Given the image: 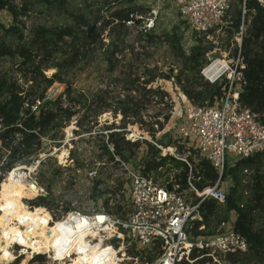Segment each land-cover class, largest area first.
Wrapping results in <instances>:
<instances>
[{"label":"built area","instance_id":"built-area-1","mask_svg":"<svg viewBox=\"0 0 264 264\" xmlns=\"http://www.w3.org/2000/svg\"><path fill=\"white\" fill-rule=\"evenodd\" d=\"M120 1L123 0L106 4L113 7ZM148 1L146 11L131 13L121 23L129 31L133 29L141 36H151L152 50L157 44L161 47L166 43L157 32L162 8L166 4H172L192 31L213 45L217 44L214 37L222 28L231 25L226 20L231 0ZM248 1L251 0H240V24L233 37L239 49L236 55L229 60L223 56L200 70V75L209 84L221 85V95L213 97L210 105L205 101L183 106L179 123L174 128L180 145L186 143L189 147L191 143L199 158L209 162L218 173L217 180L198 190L191 176L192 167L184 158L174 156L172 149L168 153L189 170L186 188L181 190L178 171L165 173L158 169L163 173L160 178L144 174L141 164L129 166L116 158L109 145V151L121 165L128 181V210L117 215L103 210L82 212L64 208L58 201H51L52 206L47 202L40 205L36 204L38 199L46 201L38 176L43 161L41 150L24 162L11 166L5 164L0 168V194L4 184L9 187V192L17 186L25 194L18 200L20 208L12 202H8L4 209L0 208L3 222L0 225V264H232L231 258L248 252V243L234 231L233 224L221 222L212 235L194 236L190 223L200 221L199 206L203 202H225L227 190L221 176L232 160L264 153V125L257 114L240 102V94L246 85L240 47L249 21L245 9ZM253 1L264 8V0ZM117 23L115 21L113 25ZM107 36L108 29L100 37L101 50L107 48ZM214 65L218 66V72L210 70ZM49 99L45 97L44 101ZM42 103L24 104V108L37 114ZM135 138L137 136H130L126 140L131 142ZM166 175L171 183L170 192L163 183ZM85 180L92 183L93 188L95 181L103 179L95 169H90ZM187 192H191L195 200H190ZM202 229L199 227L198 230Z\"/></svg>","mask_w":264,"mask_h":264},{"label":"trees","instance_id":"trees-1","mask_svg":"<svg viewBox=\"0 0 264 264\" xmlns=\"http://www.w3.org/2000/svg\"><path fill=\"white\" fill-rule=\"evenodd\" d=\"M76 0H0V11L7 12L12 20L10 26L5 27L0 23V59H9L13 63L7 71L0 70V125L2 146L0 147V168L5 164L8 166L19 162H24L30 156L43 149L42 140L44 137L52 143L62 140L61 130L66 128L71 118L78 115L82 110L92 113V121L97 125L99 115L106 113L102 118L119 114L122 125L118 130L121 132H111L107 137V142L113 148V154L121 161L127 162L128 158L124 156L127 152L129 157H135L134 149L139 148L137 141L130 142L124 140L120 133H124L125 124H137L136 119H140V125H144L141 117H138L144 109L145 103H150L155 99V105L161 107L159 113L154 116L151 124L147 123V135L154 138L158 132H161L170 115L167 113L171 108L169 95L161 89L160 86L152 87L153 83L160 79L171 80L180 88L183 96L191 104L197 105L205 102H213V97L221 95V85L214 86L210 84L203 85V90L197 91L198 83L195 82L199 71L204 67L205 55L212 50L210 47H195L190 55L184 58L182 50H172L178 56H182L184 62L182 67L173 75V70L169 69L165 74L160 72L157 66H146L138 64L136 72L133 73L132 63L121 64L124 57V50L118 48L111 37L114 32H130L121 23L126 21L131 13L140 12L141 8H126L115 10L109 14V19L101 17L103 21V32L108 29L109 43L106 50H101V40L98 41V49L102 51V58L107 67V73H117L110 80L111 90H98L96 94L75 93L67 88L64 93V100L59 96L57 99L45 100V93L54 82H60L62 73H67L73 69L82 59V55L88 54L87 50L81 54L78 48L72 50H63L57 45L69 39L71 42L82 40L89 49L95 47L97 40L96 33L87 36L84 31L90 23L83 16H73L72 24L52 23L53 16H45L44 13L59 8L62 14L68 15L66 5ZM131 1V0H130ZM248 25L246 33L241 43V56L244 59L243 77L246 85L240 94V102L243 107L250 109L257 114L264 125V8L260 7L255 1L246 2ZM101 10V9H99ZM31 16L43 17L42 21L34 23L28 27L25 20H30ZM99 18L95 20L98 22ZM117 21L116 25L113 23ZM240 13L232 23V33L239 29ZM115 26V29L112 27ZM101 37V36H100ZM146 41H151L146 40ZM148 42V43H149ZM147 43V42H146ZM73 48V47H72ZM83 52V50H82ZM237 50H235V55ZM134 61H137L140 54H134ZM126 65V66H124ZM17 66L16 69L13 67ZM56 69L50 77L45 76V71ZM141 70V73L137 72ZM14 73H18L19 80H24V85H28L25 90L23 85L17 84ZM200 83V82H199ZM116 89V90H115ZM119 89V90H117ZM117 92V95L114 94ZM72 95V97L70 96ZM91 98V100L89 99ZM37 101L43 103L40 105L37 114L31 113L29 108H24V104L32 105ZM153 102V100H152ZM210 103V104H211ZM94 105V106H93ZM165 110V112L163 111ZM91 115V114H89ZM88 114H83L76 124L85 130L84 133H90L92 127H85L81 121H86ZM18 136V137H16ZM18 138V139H17ZM142 144L146 146V154L142 162L144 174L162 176L158 169L166 161H170L174 166L181 169V190L186 188L185 180L188 175V167L181 161L173 158H163L159 155L157 149L147 141ZM101 149L107 156L108 162H114V157L109 152L107 144L101 142ZM170 149V148H169ZM264 153L258 154L248 159L238 160L235 165L226 166L221 179L229 178L237 183V174L239 171H247L253 166H257V161ZM197 169V172L196 170ZM191 176L198 190L212 185L218 178V173L206 160L200 161L194 165L192 163ZM98 183H95L94 193L96 196L101 193L96 190ZM109 196V195H108ZM44 199H38L36 204H45ZM108 198L103 202L101 210L107 213H116L121 210L120 204L115 203L113 212L108 208ZM237 212V218L233 223V229L236 233L244 237L248 243V253L252 254V259L256 262L264 263V229L254 231L251 221L248 218V212H243L242 208L234 196V190L227 192L226 200L223 204L215 201H205L199 206L201 221H194L191 233L194 236H210L215 233L221 222L228 221L229 213ZM199 227H203L199 231ZM236 258H231L232 264H237Z\"/></svg>","mask_w":264,"mask_h":264},{"label":"rangeland","instance_id":"rangeland-1","mask_svg":"<svg viewBox=\"0 0 264 264\" xmlns=\"http://www.w3.org/2000/svg\"><path fill=\"white\" fill-rule=\"evenodd\" d=\"M117 0H76L73 3H68L66 9L68 15L62 14L59 8L52 9L53 11L44 13L45 16H53L51 19L52 23L57 24H72L73 16H83L90 23V28L94 24H99L97 29L93 33H96L97 40L94 42L95 47L91 50L85 45L80 39L76 42H71L69 39L65 38L68 43L66 45L59 43L57 46L63 50H72L78 48L81 54L87 50L88 54L82 55V59L77 63V65L67 73H62L61 81L54 82L50 88L46 91L45 97L50 99H57L59 96L61 100H64V93L67 88L75 93L84 94H96L98 90H111L112 85L110 80L112 76H116L117 73L109 74L107 73V67L102 58V51L98 49L100 36L104 35L103 32V21L101 22V17L109 16V14L115 10L134 8L138 5L142 10L141 13L148 7V0H123L115 4L113 7H107V4L116 2ZM107 3V4H106ZM111 5V4H110ZM99 9H104L101 11ZM242 5L240 0H231L230 10L227 13L226 20H231L232 22L237 18L238 13L241 17ZM105 12V14H103ZM99 18L98 22L95 20ZM109 18V17H108ZM30 20H26V25L31 27L34 23L43 20L40 18L31 16ZM104 20V19H103ZM0 23L4 26L11 24V17L5 11L0 14ZM116 25V24H114ZM115 29V26L112 27ZM159 28L160 34H166L165 37L169 38L164 46L158 47L156 49H150L149 43H144L141 39L142 36L135 30H130V32L125 31H115L111 41L118 46L119 49L124 50V57H122L121 64L132 63L131 71L136 72V66L138 64H145L151 68L152 66H157L160 72L166 73L169 69L173 70V75L183 65L182 56H178L176 52L172 50H182L184 58L190 55V52L195 47H210L208 50H215L207 52L205 55L204 66L209 64L211 61L216 59H222L224 56L227 60L232 59L235 56V50H239L237 44L233 40V34H231V27H224L222 31L217 34L214 38L217 44L213 45L210 41L206 40L201 34L192 31L189 26L180 18L175 7L172 4H166L162 8V13L160 17ZM85 31V30H84ZM168 32V33H167ZM92 33V34H93ZM107 33V32H106ZM87 34V33H86ZM88 36V35H87ZM151 37V36H150ZM107 40H109L107 36ZM102 44V42L100 43ZM73 47V48H72ZM83 50V52H82ZM134 54H140L141 56L137 61H134ZM225 54V55H224ZM9 59H0V70H8L13 63L8 61ZM126 66V65H124ZM14 68V67H13ZM56 69H49L45 71V76L50 77L53 75ZM141 73V70L137 72ZM17 80V84L23 85L25 90H27L29 84L24 85V80H19V74H13ZM198 83L197 91L203 90V85L209 84L201 75L200 71L195 79ZM200 82V83H199ZM211 85V84H210ZM215 87L217 84H212ZM160 86L162 90L168 93L171 108L168 110L170 119L165 125L161 132H158L154 138H151L146 134L147 123L151 124L153 118L159 113L161 109L160 106L155 105V99L150 98V103H145L144 109L141 111L138 117H141L144 125H140V119H136L137 124H125L124 133H120V136L124 140L128 139L130 136H137L131 142L137 141L139 143V148L134 149L136 152L135 157H129L128 153L125 152L124 156L128 158L127 164L131 167L142 164L146 154V146L142 144L145 140L155 149L158 150L159 155L163 158H173L166 150L173 149L174 156L184 158L192 167V163L196 165L201 158H199L196 151H193V145L187 147L186 143L183 146L180 145L178 137L174 133V128L177 123H179V117L181 115V108L183 106L191 104L190 101L183 96L180 88L176 86L171 80L160 79L153 83L152 87ZM116 90V89H115ZM119 90V89H117ZM117 95V92L115 93ZM72 97V95H70ZM91 100V98H89ZM153 100V102H152ZM185 100V101H184ZM207 101V100H206ZM211 102L207 101L210 105ZM202 104V103H201ZM212 104V103H211ZM94 106V105H93ZM165 112V110H163ZM109 117L102 118L106 113H103L97 118V125L92 121V113L82 110L78 115L70 119L66 128L61 130L62 140L64 145L55 154L51 155L52 148L55 147L56 143H52L46 137L42 140L43 149L40 152L43 157L39 172V183L43 187L46 193V201L48 205H54L55 201L62 202L64 208H73L80 210L82 212H92L101 210L103 207V202L108 198V208L113 212V206L115 203L120 204L121 210L114 214L119 215L123 210L126 211L129 208V194H128V181L124 175L121 165L114 160V162L109 163L107 156L103 153L101 149V142L107 144V137L111 132H121L118 130L121 123V116L117 114L113 116V113ZM83 114H88L86 121H81L85 127H92L90 133H84L85 130L76 124ZM91 114V115H89ZM173 114H175L173 116ZM155 144V145H154ZM109 150V149H108ZM110 152V151H109ZM118 158V157H116ZM119 159V158H118ZM120 160V159H119ZM176 160V159H175ZM237 159L231 161L230 165H235ZM95 169L99 176L103 180L95 181L99 185L96 187L101 195L96 196L94 193L95 183L93 188H91L90 182L85 180V174L90 170ZM162 171L168 173L169 171H178V178L181 181V169L174 166L170 161H166L162 165ZM197 172V169H195ZM159 172V171H158ZM163 175V173H162ZM160 178V176H155ZM225 190L230 193V190H234V196L238 201L240 208L243 212H248V218L251 221L254 231L264 229V156L260 157L257 161V166H253L247 171H239L237 174V183L227 178L223 180ZM92 190H91V189ZM13 194H17L12 188ZM10 189L7 185L3 186L1 195L3 193L9 192ZM109 195V196H108ZM186 196L190 200H195L194 195L191 192H187ZM20 198V197H19ZM19 204L18 199H15ZM200 216V214H199ZM237 218V212H230L227 216L228 224H233ZM201 221V217H200ZM193 221H191V226H193ZM238 260L237 264H264L256 262L252 259V254L246 253L243 256H236Z\"/></svg>","mask_w":264,"mask_h":264},{"label":"bare ground","instance_id":"bare-ground-1","mask_svg":"<svg viewBox=\"0 0 264 264\" xmlns=\"http://www.w3.org/2000/svg\"><path fill=\"white\" fill-rule=\"evenodd\" d=\"M210 70H212V72H218L219 71V68H218V66H215L214 65V66L211 67ZM174 115L175 114H173V116ZM60 149H58L57 147H53L52 148L51 155H55ZM169 151H172V149H170V150L168 149L165 152H169ZM4 185H6V184H4ZM13 188L15 190L14 192L17 193V194H13L12 196H10L9 193H13V190H12V192H6V193H3L2 195L0 194V208L1 209H4L5 205L8 204V202H12L18 208L21 207V206H18V203H17V201L15 199L17 198L18 200H20V199H22V197L25 194H24V192L21 189H19V187L15 186ZM19 204L21 205V203H19ZM2 223H3L2 222V218H0V225H2Z\"/></svg>","mask_w":264,"mask_h":264},{"label":"water","instance_id":"water-1","mask_svg":"<svg viewBox=\"0 0 264 264\" xmlns=\"http://www.w3.org/2000/svg\"><path fill=\"white\" fill-rule=\"evenodd\" d=\"M98 27V24H94L93 26H91L90 28H84L85 32L87 33L88 36H90L94 31L95 29H97ZM64 145L63 141H58L56 142V145L55 147H57L58 149L61 148L62 146ZM169 176L166 175L165 178H164V185L166 186V189L170 192L171 191V183L169 181Z\"/></svg>","mask_w":264,"mask_h":264},{"label":"crops","instance_id":"crops-1","mask_svg":"<svg viewBox=\"0 0 264 264\" xmlns=\"http://www.w3.org/2000/svg\"><path fill=\"white\" fill-rule=\"evenodd\" d=\"M135 8H140V7H138V5H137V6H135ZM9 16H10V15H9ZM11 22H12V20H11ZM229 22H231V25H228V26L231 27L233 22H232L231 20H229ZM159 23H160V21H159ZM159 23H158V29H157L158 35H160L161 37H163L164 40H165L166 42H167V41L169 42V38H167V37L169 36V34H168L167 37H165L166 34H164V33H163V34H160V33H159L160 31H163L162 28H159ZM10 25H11V24H9L8 26H10ZM8 26H5V27H8ZM228 26H225V28L228 27ZM167 33H168V32H167ZM234 35H235V34H233V37H234ZM141 39L143 40V42H147V43H148L149 41H146V40H149V39H150V40L152 41V37H150V36H142ZM154 40H155V39H154ZM151 41H150L149 43H151ZM165 45H166V44H164V45H162V46L165 47ZM156 48H157V47H155V49H156ZM184 101H185V100H184Z\"/></svg>","mask_w":264,"mask_h":264}]
</instances>
